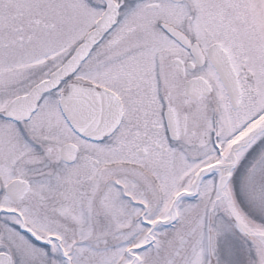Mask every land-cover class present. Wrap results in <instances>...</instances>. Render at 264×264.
Returning a JSON list of instances; mask_svg holds the SVG:
<instances>
[{
    "label": "snow or ice",
    "instance_id": "6c2138e0",
    "mask_svg": "<svg viewBox=\"0 0 264 264\" xmlns=\"http://www.w3.org/2000/svg\"><path fill=\"white\" fill-rule=\"evenodd\" d=\"M0 264H264V0H0Z\"/></svg>",
    "mask_w": 264,
    "mask_h": 264
}]
</instances>
